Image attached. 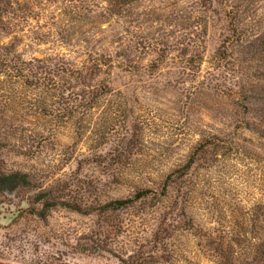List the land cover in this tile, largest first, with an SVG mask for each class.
Listing matches in <instances>:
<instances>
[{"label": "rangeland", "instance_id": "rangeland-1", "mask_svg": "<svg viewBox=\"0 0 264 264\" xmlns=\"http://www.w3.org/2000/svg\"><path fill=\"white\" fill-rule=\"evenodd\" d=\"M250 1L248 18H227L223 0L15 5L0 34V168L32 183L1 198V262L217 264L200 235L239 229L264 199V124L251 123L264 60L239 51L264 32V0ZM141 188L158 196L110 204Z\"/></svg>", "mask_w": 264, "mask_h": 264}, {"label": "trees", "instance_id": "trees-1", "mask_svg": "<svg viewBox=\"0 0 264 264\" xmlns=\"http://www.w3.org/2000/svg\"><path fill=\"white\" fill-rule=\"evenodd\" d=\"M203 1H208L211 7H213L214 2L217 0ZM18 2H20V0H0V34H2V32L7 33L10 22H8L6 18H9V15L11 14H15L14 7ZM24 2L28 4L29 0H24ZM223 2L226 4V7H229L230 9L225 11L227 18L250 17V0H239V9L236 0H223ZM1 45H3L1 46L2 50L6 53L15 51V45L11 42L3 43ZM239 51L241 53L258 52L259 58L264 60V32L251 40L239 38ZM121 56L125 59L131 58V54L128 51H124ZM89 60H95L98 64H111V62H105L102 60V57L99 56L93 57L90 55ZM191 60H193V58ZM74 69L79 70V68L76 67ZM248 112H250V108H248ZM251 123H254L255 127L258 128L259 125L264 124V117L256 111ZM200 144L204 147L203 142ZM203 147L201 149H203ZM194 163L195 158L194 156H191L190 160L185 164L170 170L166 175V182L163 186V192L161 193L163 198L161 200L158 199L159 205L162 203L163 199L169 200L170 205L173 204V196L170 193V188L174 184H181L182 180L188 177ZM31 183L32 181L27 171L6 170L5 168H0V204L3 203L1 200L2 196L12 193L15 189L20 187H30ZM156 196L158 195H156L151 189L141 188L136 190L133 196L125 199H115L110 202V204L117 208L132 207L137 202H144L148 199H153ZM174 200V202H177L176 198H174ZM158 208L160 209V206L155 209ZM169 213L170 212L164 214L167 215V223L163 222L168 227L178 219L176 216H173V212ZM190 217L191 228L189 229H193L192 233L196 234L194 228L198 225L195 223V218L192 216ZM209 231L211 232L203 233L200 236L204 239V247L209 252L210 258L217 264H264V199L255 206L252 211L249 210L240 215L239 229H235L234 226H231L220 231L214 229ZM164 261L167 262L168 260L164 259ZM0 264L13 263H4L0 261ZM187 264L201 263L190 261Z\"/></svg>", "mask_w": 264, "mask_h": 264}]
</instances>
